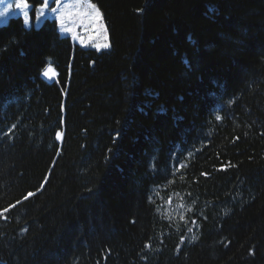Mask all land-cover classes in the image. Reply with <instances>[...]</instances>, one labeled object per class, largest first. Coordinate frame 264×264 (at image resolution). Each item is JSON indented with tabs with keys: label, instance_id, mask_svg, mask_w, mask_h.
Segmentation results:
<instances>
[{
	"label": "trees",
	"instance_id": "obj_1",
	"mask_svg": "<svg viewBox=\"0 0 264 264\" xmlns=\"http://www.w3.org/2000/svg\"><path fill=\"white\" fill-rule=\"evenodd\" d=\"M91 2L0 26V264H264V0Z\"/></svg>",
	"mask_w": 264,
	"mask_h": 264
},
{
	"label": "rangeland",
	"instance_id": "obj_2",
	"mask_svg": "<svg viewBox=\"0 0 264 264\" xmlns=\"http://www.w3.org/2000/svg\"><path fill=\"white\" fill-rule=\"evenodd\" d=\"M33 8L41 6L40 0H30ZM61 7L56 13H50V8L56 7L55 4L49 5V9H46V16L40 18V22L37 23L35 19V12H32V24L30 27L39 28L45 19H51L56 21V26L59 34L62 37H69L74 45L82 48H91L96 51L107 50L110 47L109 36L102 18L99 8L91 2V0H59ZM89 4L95 5V8L99 10L100 17L94 19L93 10L88 7ZM63 12V25L57 17ZM10 18L0 19V26L6 24ZM23 21V17L20 16ZM25 26V25H24ZM27 27V28H30ZM67 29V30H66ZM107 45L105 47L104 45ZM97 45L100 47L98 48ZM47 80H53L43 76Z\"/></svg>",
	"mask_w": 264,
	"mask_h": 264
},
{
	"label": "snow or ice",
	"instance_id": "obj_3",
	"mask_svg": "<svg viewBox=\"0 0 264 264\" xmlns=\"http://www.w3.org/2000/svg\"><path fill=\"white\" fill-rule=\"evenodd\" d=\"M41 6L37 8H33L32 3L30 0H0V19H7L10 16L15 17H23L24 25L25 27H30L32 24V12H35V19L36 22H40V18L42 16H46V9H49V5L55 4L56 7L50 8V13H56L57 10L61 7L59 0H40ZM88 7H90L93 10L94 13V19H98L100 17L99 10L95 8V5L89 4ZM63 16L64 13L61 12L60 15L57 17V19L60 20L61 24L63 25ZM67 30V29H66ZM107 47V45H104ZM99 48L100 46L97 45ZM54 69L49 66L46 67V69L43 71V76L52 78L54 75ZM219 119V117H217ZM60 137V133H57V138ZM33 195V193H29L28 196ZM28 196L25 197V199L28 198ZM151 199V198H150ZM171 201H169L170 203ZM2 215V213H0Z\"/></svg>",
	"mask_w": 264,
	"mask_h": 264
},
{
	"label": "bare ground",
	"instance_id": "obj_4",
	"mask_svg": "<svg viewBox=\"0 0 264 264\" xmlns=\"http://www.w3.org/2000/svg\"><path fill=\"white\" fill-rule=\"evenodd\" d=\"M55 73V72H54ZM55 77V74L52 76V78L51 79H53Z\"/></svg>",
	"mask_w": 264,
	"mask_h": 264
}]
</instances>
